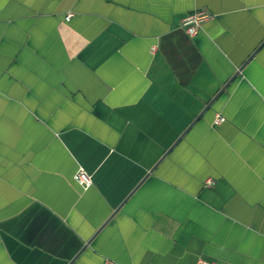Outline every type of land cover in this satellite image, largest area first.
<instances>
[{
    "label": "crops",
    "instance_id": "1",
    "mask_svg": "<svg viewBox=\"0 0 264 264\" xmlns=\"http://www.w3.org/2000/svg\"><path fill=\"white\" fill-rule=\"evenodd\" d=\"M263 41L264 0H0V264H264Z\"/></svg>",
    "mask_w": 264,
    "mask_h": 264
},
{
    "label": "built area",
    "instance_id": "2",
    "mask_svg": "<svg viewBox=\"0 0 264 264\" xmlns=\"http://www.w3.org/2000/svg\"><path fill=\"white\" fill-rule=\"evenodd\" d=\"M71 16L72 13H69L66 16V18L70 19ZM212 16L213 14L211 12L205 9H198L186 14L181 21V26H183L190 35H196L201 29L203 23L206 20L210 19ZM224 120L225 117L222 114L218 113L214 119V122L220 123ZM76 179L80 184L84 186L91 185L93 182L92 175L83 166H80L79 169L77 170ZM207 183L208 184L213 183V179H208ZM198 264H212V263L204 259H199Z\"/></svg>",
    "mask_w": 264,
    "mask_h": 264
},
{
    "label": "water",
    "instance_id": "3",
    "mask_svg": "<svg viewBox=\"0 0 264 264\" xmlns=\"http://www.w3.org/2000/svg\"><path fill=\"white\" fill-rule=\"evenodd\" d=\"M263 43H264V41H263ZM263 43H261V45H259V47L256 49V50H258L261 46H262V44ZM254 55V53H252L251 55H250V57L245 61V63L240 67V69L238 70V71H236L235 73H234V75L223 85V87L220 89V91L215 95V97L209 102V104L205 107V109L203 110V112L213 103V101L227 88V86L230 84V82L239 74V72L241 71V69L244 67V65L246 64V62L252 57ZM202 112V113H203ZM201 113V114H202ZM200 114V115H201ZM198 118V117H197ZM86 246V245H85ZM74 260V259H73ZM72 260V261H73ZM71 261V262H72Z\"/></svg>",
    "mask_w": 264,
    "mask_h": 264
}]
</instances>
